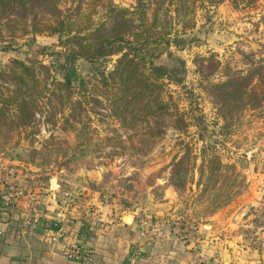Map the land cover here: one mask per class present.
<instances>
[{
  "label": "rangeland",
  "instance_id": "1",
  "mask_svg": "<svg viewBox=\"0 0 264 264\" xmlns=\"http://www.w3.org/2000/svg\"><path fill=\"white\" fill-rule=\"evenodd\" d=\"M109 3L132 9L138 0H68L59 12L44 0H0V194L13 185L65 208L105 199L158 227L159 239L192 244L214 225L264 252V102L233 99L228 115L206 91L264 61V0L186 2L185 20L166 30L180 48L150 47L152 61L177 68L180 80L165 82L160 120L145 118L140 104L115 113L114 97L103 96L99 78L120 56L70 59L80 44L105 39ZM174 15L162 13L159 26ZM10 170L17 180L6 184ZM23 207L20 198L7 209L17 217Z\"/></svg>",
  "mask_w": 264,
  "mask_h": 264
},
{
  "label": "crops",
  "instance_id": "2",
  "mask_svg": "<svg viewBox=\"0 0 264 264\" xmlns=\"http://www.w3.org/2000/svg\"><path fill=\"white\" fill-rule=\"evenodd\" d=\"M40 200L41 213L30 211L26 200L17 217L10 209H0V264H125L135 247L136 230L135 222L130 226L124 223L125 212L114 205L99 209L95 198L67 208L51 203L45 195H40ZM54 223L66 231L58 245L48 238ZM76 241L89 249L91 262L66 258V247ZM140 250L142 256L134 264H264L263 251L239 233L227 240L214 225L195 243L179 242L164 234Z\"/></svg>",
  "mask_w": 264,
  "mask_h": 264
},
{
  "label": "trees",
  "instance_id": "3",
  "mask_svg": "<svg viewBox=\"0 0 264 264\" xmlns=\"http://www.w3.org/2000/svg\"><path fill=\"white\" fill-rule=\"evenodd\" d=\"M44 1L50 3L54 7L53 9L58 11L61 3L68 0ZM157 1L160 4H157L155 8H153L151 0H138V5L132 9H122L112 3L107 4L109 17L108 26H105L103 30L107 35L105 39L101 43L96 40L93 45L80 44L77 51L70 57L74 61L79 59L95 61L101 58L120 56L113 70L100 76L98 81L103 90V96L106 99L109 96L114 97L112 110L116 109L115 113L118 111L119 114H127L128 112L133 114V109L136 108L137 104H140L145 118L154 115V120H160L169 109V103L166 102L168 97L164 92L165 82L168 81L170 84H179L180 82L177 68L158 65L152 61L151 58L154 55L151 57L150 47L154 44L159 46L158 48L174 44L175 47L180 48L182 40H180L179 35L170 38V33L166 30L169 29L170 32L171 26L176 20L179 22L185 20L184 6L189 0ZM223 1L225 0H216V3ZM229 1L235 6L252 5L257 2V0ZM91 2L102 4L103 0H91ZM161 4L162 6H160ZM105 5L106 3L102 7H106ZM171 9L175 15L169 17L168 21L159 26V16L165 13L167 17ZM58 23L62 25L61 22ZM74 38L81 41L78 37ZM210 61L213 60L201 59L200 63L211 64ZM214 64L216 66V62ZM217 64L220 63L217 62ZM178 65L179 68L183 67L185 70L184 62L179 61ZM202 69L199 70L200 74H203ZM253 79L257 81L256 85L252 84ZM83 83L81 81L82 85ZM70 84L71 80L67 78L63 87L70 88ZM206 91L214 101L220 102V108L224 109L225 112L227 111L228 115L229 106L233 99L236 100V105L244 102L249 104L248 106H260L264 102V61L254 64L247 75H231L228 81L221 85H208ZM130 108L132 109L129 110ZM175 123V130L182 131L184 120L177 118ZM202 160L203 166L207 159Z\"/></svg>",
  "mask_w": 264,
  "mask_h": 264
},
{
  "label": "built area",
  "instance_id": "4",
  "mask_svg": "<svg viewBox=\"0 0 264 264\" xmlns=\"http://www.w3.org/2000/svg\"><path fill=\"white\" fill-rule=\"evenodd\" d=\"M16 173L13 170H10L9 173L4 178L5 183L7 184V181L9 182H16L17 177L15 176ZM14 186L10 185L7 191H4L2 194H0V209H7L10 208L13 205V202H16V200L23 198L28 203V209L32 212L38 213L42 211L41 203L39 202L40 196L30 194H25L24 191L19 190L13 192ZM67 197H72L70 195H67ZM69 198V199H70ZM70 201V200H69ZM71 202V201H70ZM69 202V205L71 203ZM97 204L99 205V209L102 207H107L108 203L107 200L98 201ZM135 218V217H134ZM136 224V230L133 236V245L135 246L134 249L131 252V255L125 262V264H134V261L138 258H141L142 251L140 248L144 247L145 245H149L152 242L156 241V239L160 236V229L156 226H151L149 222L146 220H134ZM58 224L54 223L53 225H50V231L49 234V242L55 245L60 244L65 238H66V231L64 229L57 228ZM89 249L79 241L73 242L69 244L65 249V255L66 258L70 261L80 262V261H86L91 262L92 258L90 255Z\"/></svg>",
  "mask_w": 264,
  "mask_h": 264
},
{
  "label": "water",
  "instance_id": "5",
  "mask_svg": "<svg viewBox=\"0 0 264 264\" xmlns=\"http://www.w3.org/2000/svg\"><path fill=\"white\" fill-rule=\"evenodd\" d=\"M124 223L128 226H130L133 223V218L128 217L126 219H124Z\"/></svg>",
  "mask_w": 264,
  "mask_h": 264
}]
</instances>
